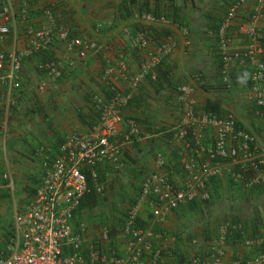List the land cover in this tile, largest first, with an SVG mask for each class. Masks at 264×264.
Listing matches in <instances>:
<instances>
[{
	"label": "crops",
	"instance_id": "obj_1",
	"mask_svg": "<svg viewBox=\"0 0 264 264\" xmlns=\"http://www.w3.org/2000/svg\"><path fill=\"white\" fill-rule=\"evenodd\" d=\"M234 1L28 0L27 20L16 16L0 48L23 50L30 39L28 26L53 28L54 41L24 57L21 88L9 91L0 81V174L12 170L16 182L12 190L7 181L0 180V228L15 231V212L26 209L34 197L60 144L99 122V107L111 103L114 96L112 85L127 98L121 104L120 132L112 139L121 147L117 160L97 165L105 171L100 205L104 209L81 212L71 221L83 241L80 264H95L91 252L101 257L96 263L103 264H114L113 257L126 259L131 254V238L124 225L134 208L145 232L141 248L147 264H192L195 260L232 264L263 253L264 185L236 183L232 161L222 160L221 173L198 186L199 195L193 200L173 210L160 203L163 220L152 213L158 202L141 193L145 178L156 172L166 174L177 189L198 182L202 167L209 162L204 148L214 146L217 133L201 124L205 115H232L264 140V121L254 118L250 85L234 83L251 78V67L231 64L230 88L224 89L223 83L218 87L222 69L216 66L214 41H219L218 28ZM10 2L16 11L22 5L20 0ZM6 3L0 0V11ZM254 3L249 0L248 13ZM146 12H157L158 17L147 19L143 17ZM63 26H69L73 36L97 40L101 48L69 50L59 36ZM259 26L264 29V20ZM235 30L232 25L231 48H249L246 36ZM142 34L146 45L140 44ZM156 58L159 62L151 66ZM52 59L64 67L59 78L40 68ZM120 59L126 75L118 66ZM108 64L116 68L109 83L102 78ZM146 64L150 66L146 76L134 87L133 77ZM159 71L164 75L161 80ZM183 127L188 133L181 137ZM186 164L191 168L186 169ZM105 231L109 236L104 239ZM250 238L256 242L247 245Z\"/></svg>",
	"mask_w": 264,
	"mask_h": 264
},
{
	"label": "built area",
	"instance_id": "obj_2",
	"mask_svg": "<svg viewBox=\"0 0 264 264\" xmlns=\"http://www.w3.org/2000/svg\"><path fill=\"white\" fill-rule=\"evenodd\" d=\"M6 1V5L0 11V44L6 41L11 33V23L16 16L20 15L22 20H27L29 10L28 0H20L22 5L18 11L10 0ZM248 6L249 0H235L229 8L217 31L219 36L217 53L222 64L221 81L224 89L228 90L232 82L228 70L231 64L251 67L250 91L255 103L254 118L264 121V29L259 26V21L264 20V0H255L251 13L247 12ZM143 17L152 20L157 18L150 12L144 13ZM232 25L236 26V32L246 36L249 48L244 50L231 48ZM27 29L30 39L23 50L6 51L0 48V81L8 86L9 91L22 87L20 71L24 57L54 41V30L51 27L28 26ZM58 32L69 50L83 48L97 51L101 48L97 40L73 36L69 26L59 28ZM140 44L146 45L147 39L143 37ZM152 62L151 66H154L159 62V58ZM118 66L126 75L123 59L118 61ZM144 67V71L133 77L134 87L143 80L150 68L148 64ZM40 68L55 78H59L64 69L62 62L53 59L42 62ZM115 71V66L108 64L102 74L104 82L109 83ZM196 78L200 80L198 76ZM110 86L112 87L110 90L115 93L111 103H102L99 107L101 109L99 122L89 130L73 133L60 144L59 153L50 168L42 175L34 197L27 203L26 209H18L15 212V235L6 246L0 247V264H80L83 261V241L73 230L71 221L81 199L89 191L84 168L91 171L98 191H103L104 185L99 182L97 165L106 159L117 160L121 147L112 139L114 134L120 132L124 120L121 104L126 102L127 98ZM201 124L213 128L217 133L214 146L204 148L209 162L202 167L204 172L197 178L198 182H187L184 189H177L166 174L156 172L148 175L142 184V195L153 197L158 202L154 205L152 213L159 220H163L160 203L173 210L182 203L193 200L199 195L198 186L205 185L206 180L221 173L222 160L235 163L236 169L232 175L236 183L245 187L264 185V140H260L250 129L241 126L232 115L227 117L205 115ZM187 133V128L183 127L180 136L184 137ZM159 160L164 165V159ZM185 167L190 169L191 165L186 164ZM1 179L8 182L10 189H15L16 182L12 170L0 174ZM137 218V210L134 208L124 225L125 232L131 238V254L126 259L113 257L114 264H147L142 259L141 248L145 232L139 227ZM108 236V231H105L103 238ZM255 242L251 238L246 240L247 245ZM90 255L95 264H103L96 263L101 259L96 252H91ZM192 264H198V261L195 260ZM232 264H264V252L251 259L235 260Z\"/></svg>",
	"mask_w": 264,
	"mask_h": 264
},
{
	"label": "trees",
	"instance_id": "obj_3",
	"mask_svg": "<svg viewBox=\"0 0 264 264\" xmlns=\"http://www.w3.org/2000/svg\"><path fill=\"white\" fill-rule=\"evenodd\" d=\"M154 14L158 15L157 12H154ZM217 43H218L217 41H214V48L216 49L215 56H216V60H217V65L216 66H218V68L219 67L221 68L222 64L220 62V55H219V53H217V50H218L217 47H216ZM160 73L161 72L159 71V73H158L159 74V77H158L159 80H161V76H162V78L164 77V75L160 74ZM218 73L220 75V69H218ZM244 76L247 77L248 74L247 75L245 74ZM219 81H220V84H219V86L218 85L217 86L219 88H222V86H221L222 85V81L218 80L217 82H219ZM234 83H235V85L240 86V87H247V86L249 87L250 78L247 77V79L243 78V79H240V80H236ZM103 169H101L100 167L97 169L99 171V182L102 183V184L105 183V173H104L105 171L103 172L102 171ZM84 172L87 174V177H88L89 191L81 199V202H80L79 206L77 207L74 215L79 214L81 212H83L85 214L86 213L87 214H92V212L95 211L97 208H102V210H103L104 207H105L104 205H103V207L100 206V205L103 204L102 200L104 198V190L103 191H98L97 185H96V181L93 179L91 171L88 168H84ZM36 189L37 188H35V190ZM30 200H31V198H30ZM30 200H28V202H30ZM103 212H105V211H103ZM124 221H125V219H124ZM5 233H6V237H8V239L7 240L5 239V243H3L4 246H6L9 242H11L12 238L15 235L14 229L12 230L11 227H8L7 230L5 231ZM8 233L10 234L9 236L7 235ZM1 247H3V246H1Z\"/></svg>",
	"mask_w": 264,
	"mask_h": 264
},
{
	"label": "rangeland",
	"instance_id": "obj_4",
	"mask_svg": "<svg viewBox=\"0 0 264 264\" xmlns=\"http://www.w3.org/2000/svg\"><path fill=\"white\" fill-rule=\"evenodd\" d=\"M10 201H11V199H10ZM5 203H7V205H8L10 202H5ZM5 231L6 230L3 231V229L0 228V245H2L3 243H5V239L6 240L8 239V237H6ZM7 235L9 236L10 234L8 233Z\"/></svg>",
	"mask_w": 264,
	"mask_h": 264
},
{
	"label": "clouds",
	"instance_id": "obj_5",
	"mask_svg": "<svg viewBox=\"0 0 264 264\" xmlns=\"http://www.w3.org/2000/svg\"><path fill=\"white\" fill-rule=\"evenodd\" d=\"M151 13V12H150ZM152 14H154V13H152ZM155 15V14H154ZM156 16V15H155ZM156 17H158V16H156Z\"/></svg>",
	"mask_w": 264,
	"mask_h": 264
}]
</instances>
